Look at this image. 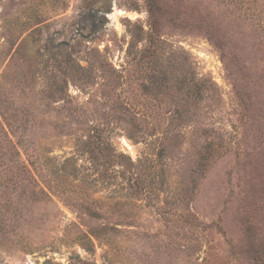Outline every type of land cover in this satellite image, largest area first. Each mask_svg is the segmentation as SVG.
Wrapping results in <instances>:
<instances>
[{
    "label": "rangeland",
    "instance_id": "rangeland-1",
    "mask_svg": "<svg viewBox=\"0 0 264 264\" xmlns=\"http://www.w3.org/2000/svg\"><path fill=\"white\" fill-rule=\"evenodd\" d=\"M0 264H264V0H0Z\"/></svg>",
    "mask_w": 264,
    "mask_h": 264
},
{
    "label": "bare ground",
    "instance_id": "bare-ground-1",
    "mask_svg": "<svg viewBox=\"0 0 264 264\" xmlns=\"http://www.w3.org/2000/svg\"><path fill=\"white\" fill-rule=\"evenodd\" d=\"M122 144L128 149L130 150V152L132 151V146L129 142H127L125 139L122 140ZM123 146V147H124ZM134 150V149H133Z\"/></svg>",
    "mask_w": 264,
    "mask_h": 264
}]
</instances>
